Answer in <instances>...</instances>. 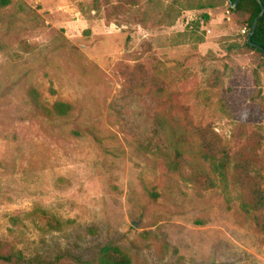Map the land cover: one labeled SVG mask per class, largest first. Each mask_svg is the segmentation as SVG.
I'll return each mask as SVG.
<instances>
[{
  "label": "rangeland",
  "instance_id": "rangeland-1",
  "mask_svg": "<svg viewBox=\"0 0 264 264\" xmlns=\"http://www.w3.org/2000/svg\"><path fill=\"white\" fill-rule=\"evenodd\" d=\"M228 5L0 7V253L12 256L0 264H98L106 244L130 264H264V206L242 210L232 180L240 153L264 188V61L243 47L247 13ZM124 88L174 129L188 167L213 187L136 148L111 109ZM55 101L71 111L45 112ZM200 135L229 155L225 179L200 158ZM36 209L62 228L22 216Z\"/></svg>",
  "mask_w": 264,
  "mask_h": 264
},
{
  "label": "trees",
  "instance_id": "trees-1",
  "mask_svg": "<svg viewBox=\"0 0 264 264\" xmlns=\"http://www.w3.org/2000/svg\"><path fill=\"white\" fill-rule=\"evenodd\" d=\"M226 1H229L228 8L232 12L247 13L245 20L247 30L244 33L243 47L258 52L264 61V11L262 15L258 16L261 11L260 3L257 0ZM9 2L10 0H0V7L9 4ZM260 2L264 8V0H260ZM203 18L207 19L208 15L204 14ZM43 108L47 113L63 116L71 111L72 105L67 102L55 101L50 108ZM111 109L121 121L122 129L129 135L138 150L163 159L170 171L191 182L198 190L214 186V182L207 174L199 173L188 167L180 139L175 135L174 129H170L167 134L166 122L163 118L156 112L143 110L132 90L124 88L121 96L112 101ZM198 154L214 172L221 176L222 180L226 178L230 157L217 141L200 135ZM232 159L234 161L232 180L239 190L240 207L246 212L255 211L264 206V188L261 187L260 175L258 173L252 174L251 160L244 158L240 153H236ZM22 216L30 218L34 222L44 220L50 230L62 228L59 219L41 209L23 213ZM11 259V255L0 253V260L10 261ZM130 262V257L117 246L106 244L97 251L98 264H130Z\"/></svg>",
  "mask_w": 264,
  "mask_h": 264
},
{
  "label": "water",
  "instance_id": "water-1",
  "mask_svg": "<svg viewBox=\"0 0 264 264\" xmlns=\"http://www.w3.org/2000/svg\"><path fill=\"white\" fill-rule=\"evenodd\" d=\"M259 3H260V5H261V11H260V13H259V15L258 16H260V15H262V13H263V11H264V8H263V5L261 4V2H260V0H257ZM228 3H229V1H228ZM254 25H255V22L253 23V27H254Z\"/></svg>",
  "mask_w": 264,
  "mask_h": 264
},
{
  "label": "built area",
  "instance_id": "built-area-1",
  "mask_svg": "<svg viewBox=\"0 0 264 264\" xmlns=\"http://www.w3.org/2000/svg\"><path fill=\"white\" fill-rule=\"evenodd\" d=\"M246 30H247V29L244 27V28L241 30V32H242V33H245Z\"/></svg>",
  "mask_w": 264,
  "mask_h": 264
}]
</instances>
